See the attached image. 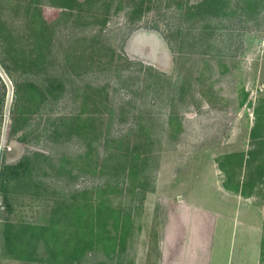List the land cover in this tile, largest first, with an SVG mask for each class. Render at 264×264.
<instances>
[{
	"label": "rangeland",
	"instance_id": "374dc122",
	"mask_svg": "<svg viewBox=\"0 0 264 264\" xmlns=\"http://www.w3.org/2000/svg\"><path fill=\"white\" fill-rule=\"evenodd\" d=\"M72 1L0 0V55L19 84L0 62V169L31 166L10 186L19 257H2L0 235V264H115L111 250L74 259L66 241L91 237L101 200L134 208L126 264H264V0L206 20L200 0ZM137 154L139 180L123 169ZM183 194L221 200V235L210 213L175 205Z\"/></svg>",
	"mask_w": 264,
	"mask_h": 264
},
{
	"label": "trees",
	"instance_id": "16d2710c",
	"mask_svg": "<svg viewBox=\"0 0 264 264\" xmlns=\"http://www.w3.org/2000/svg\"><path fill=\"white\" fill-rule=\"evenodd\" d=\"M75 1L72 2L74 3ZM228 1L229 0H200L194 6V8L197 10L198 14L203 20L221 18L227 13L226 6L228 4ZM43 23L44 26L42 27L44 30L48 28V26L45 25L46 22ZM0 62L6 72L10 74V77L18 87L19 84L17 80L13 78L10 67L8 66V64H6V61L1 57V55ZM56 81V84L53 82L51 85L55 86L54 89L59 92L64 88L65 80L56 78ZM5 99L6 90H4V92L0 94V117H2ZM0 120H2V118ZM124 156L127 157V155ZM119 163H121V161H119ZM129 163H127L126 158L125 165L123 166L124 172H127L128 175L132 176V178L138 180L143 176V173H145L149 167L148 157H142L141 154H137L134 159L131 158ZM30 169V159H22L15 164L4 163L0 169V195L2 196L4 209L8 213V216L0 217L1 254L4 258H17L19 257L20 253L18 244L15 242L17 235H15V233L13 232L14 224L9 218V214L14 209L10 186L18 179H21L29 174ZM148 177L149 176H147V178ZM153 190L154 187L150 189L145 188V190L141 193V205H143V202L146 199L147 191ZM96 203L98 206L99 204L103 203V200L96 201ZM97 206L94 213L93 223L90 227L91 237L81 238L75 241V238L72 235L66 240L72 245L70 256L74 259H80L82 256L87 255V257L89 256L91 257V259H95L103 256V250H106L108 252V255L110 254L109 250H111L112 253H114L112 255V258L113 261L116 262L115 264H126L124 263L125 260L123 258V252L118 249V246L121 244L123 245L124 242L129 240V236H132L133 232L137 229V224L132 214V210L134 208H131L130 212H125L123 209H120L119 207H115L108 203L104 206ZM91 207H93V205H91ZM74 210H79L80 212H82L83 208H73V211ZM43 230V238L46 237L49 240L52 232H47L45 228H43Z\"/></svg>",
	"mask_w": 264,
	"mask_h": 264
},
{
	"label": "crops",
	"instance_id": "0c3cea01",
	"mask_svg": "<svg viewBox=\"0 0 264 264\" xmlns=\"http://www.w3.org/2000/svg\"><path fill=\"white\" fill-rule=\"evenodd\" d=\"M185 195H181L180 196V199H181V202L180 203H176L175 205H180L181 208L180 210L183 211H186L188 208L194 206L196 209L202 211V212H205V213H210V218L213 216V224L215 225L216 227V230H217V234L218 235H221L220 231L223 230V228L225 227V220H223L222 218V211L223 209L221 210V200H218L216 199L215 200V203H214V208L213 209H207L205 206L203 205H195V204H190V201L188 199V197H184ZM224 199V204H227V196H223L221 195ZM231 196V195H230ZM232 197V196H231ZM232 198H230L229 200L230 201H233L231 200ZM175 201H173L171 204H174ZM192 205V206H191ZM212 207V206H210ZM220 210V211H219ZM232 220H234L233 222V227H234V230L237 232L238 228H239V219L237 216H234V217H231ZM168 219H167V222L165 225H163V230H162V235L164 234L163 236V239H162V243L160 244L161 248L163 247V252L164 253H168V250L170 248V243L168 242L169 238H170V230H169V224L168 223ZM243 222V221H242ZM232 223V222H231ZM172 230V229H171ZM165 250V251H164ZM166 255V254H165ZM184 257V253L183 251L181 252V255L179 258H183Z\"/></svg>",
	"mask_w": 264,
	"mask_h": 264
},
{
	"label": "bare ground",
	"instance_id": "6f19581e",
	"mask_svg": "<svg viewBox=\"0 0 264 264\" xmlns=\"http://www.w3.org/2000/svg\"><path fill=\"white\" fill-rule=\"evenodd\" d=\"M9 102V101H8Z\"/></svg>",
	"mask_w": 264,
	"mask_h": 264
}]
</instances>
